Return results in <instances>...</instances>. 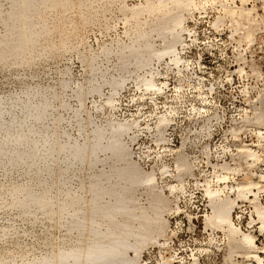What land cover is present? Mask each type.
Masks as SVG:
<instances>
[{"label":"rangeland","instance_id":"obj_1","mask_svg":"<svg viewBox=\"0 0 264 264\" xmlns=\"http://www.w3.org/2000/svg\"><path fill=\"white\" fill-rule=\"evenodd\" d=\"M72 1L69 7L42 12L48 30L38 40L33 62L0 64V96L38 85L57 94L54 116L44 125L51 128L54 118H61L62 141L81 142L96 124L128 125L121 142L163 200V232L142 248L135 264H264V228L255 215V205L264 206V0H190L172 12L182 19L175 55L153 56L142 68L130 65L121 75L113 69L117 48L129 42L138 26L149 30L168 9H158L157 0ZM75 1L82 5L75 6ZM145 1L153 3L152 12L132 17L130 9ZM10 5L11 0H0V40ZM150 39L155 51L165 47L155 32ZM105 50L109 55H102ZM85 56H96L106 77L120 75L123 83L115 89L101 83L80 108L75 91L87 77ZM16 72L22 75L19 80L13 79ZM61 80L67 84L60 89ZM146 80L151 87L145 86ZM180 161L184 165L178 168ZM101 166L86 175L73 168L67 173L69 187L77 189ZM27 179L22 169L0 168V263L28 264L63 244L65 227L41 212L25 216L11 205L9 190ZM30 183L37 185L35 180ZM214 192H220L217 199L234 202L232 221L253 237L255 249L229 246L224 226L206 225ZM135 195L140 207L148 206L145 184Z\"/></svg>","mask_w":264,"mask_h":264},{"label":"bare ground","instance_id":"obj_2","mask_svg":"<svg viewBox=\"0 0 264 264\" xmlns=\"http://www.w3.org/2000/svg\"><path fill=\"white\" fill-rule=\"evenodd\" d=\"M189 1L157 0V8H165L164 12L168 9L167 12L158 20L155 18L156 23L152 20L147 31L138 26L129 42L117 48L115 52L118 60L113 69L121 75L130 65L142 68L149 63L151 57L172 53L179 42L182 20L180 14L172 12L175 8L183 9ZM73 2L11 0L7 15L2 16L5 31L0 40V64L20 67L33 62L38 40L48 30L44 26L42 12L46 9L65 8ZM145 3L141 7L133 6L130 9L132 17H137L144 11L152 12L153 3ZM76 5L80 7L82 3L75 1ZM244 10L246 9H242ZM153 32L165 44L160 51H155L150 42ZM59 46L64 47L65 44L61 43ZM109 51H103L102 55H109ZM89 57L85 56L82 60L87 77L81 83L78 82L80 84L75 91L80 108L85 96L97 93L101 83H108L113 89L123 83L120 75L107 78L105 74L108 72L100 70L96 56ZM19 75L14 73L13 79ZM66 84L65 80H61L60 89L65 88ZM151 85L150 80L145 81L146 87ZM29 87L22 88L19 94L0 96V168L11 172L22 169L27 175L28 181L25 180V184L14 185L9 190L13 207L18 208L25 216L41 212L49 221L65 227L66 233L61 246H51L46 254L30 260L28 264H135L142 248L163 232L164 225L160 220L163 200L155 192L152 179L142 175L128 157V151L121 142V136L128 125H91V135L83 137L81 142L72 139L62 141V134L58 129L61 118L56 116L51 128L47 127V123L44 125L45 120L52 115V110H55L52 109V102L58 98L57 94L49 93L39 85ZM78 111H75V115ZM81 130L84 129L80 122L79 131ZM99 153L106 155L100 159ZM98 163L102 164L101 168L91 174L87 181L82 179L75 190L69 187L70 176L67 173L70 170L77 167L85 174L91 172ZM183 165L180 161L178 168ZM33 180L36 181V186L30 183ZM142 184L146 185L149 197L147 207H140L135 195L136 189ZM241 188L240 186L237 190ZM218 193H210L211 197L208 195L212 212L205 219L206 225H218L220 228L224 226L229 235V246L241 245L255 249L253 237L244 234L232 221L230 213L234 202L217 199ZM255 208V215L263 229L264 206L255 205ZM130 251L133 253L132 257L128 256ZM253 258L260 262L258 251L254 252Z\"/></svg>","mask_w":264,"mask_h":264}]
</instances>
